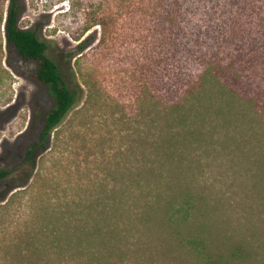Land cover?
Here are the masks:
<instances>
[{
    "label": "rangeland",
    "instance_id": "1",
    "mask_svg": "<svg viewBox=\"0 0 264 264\" xmlns=\"http://www.w3.org/2000/svg\"><path fill=\"white\" fill-rule=\"evenodd\" d=\"M21 3L18 26L35 29L81 100L57 129L59 141L24 162L53 103L34 81L37 64L6 44L9 3L0 0V171L9 173L0 180V264H41L46 205H88L159 164L193 202L191 235L225 255L243 246L248 264H264V0ZM202 73L198 151L189 149L181 168L157 154L142 163V137L153 133L151 109L141 118L142 94L172 104Z\"/></svg>",
    "mask_w": 264,
    "mask_h": 264
},
{
    "label": "trees",
    "instance_id": "2",
    "mask_svg": "<svg viewBox=\"0 0 264 264\" xmlns=\"http://www.w3.org/2000/svg\"><path fill=\"white\" fill-rule=\"evenodd\" d=\"M8 3L3 21L6 44L22 61L37 64L34 81L47 89L53 103L44 117L38 140L26 150L25 162L37 150L46 151L59 141L57 129L78 106L81 97L70 89L58 65L48 57V46L35 29L24 30L18 26L21 0H8ZM205 76L206 73H202L196 77L181 98L172 104L149 95V92L142 94L141 118H148L149 108L153 115L151 139L146 134L139 146L142 163H146L148 154H157L165 162L171 161L176 168H181L189 156V149L196 154L201 140L206 138V127L196 129L194 122L202 118L205 109L199 98L204 90ZM199 159L193 158L194 161ZM8 175V172L0 171V180ZM126 178L134 185L120 193L110 187L103 196L95 195L88 205L78 204L71 208L46 205L42 208L41 264L249 263L252 252L248 253L243 246L235 247L225 255L220 249L210 248L199 234H190L191 229H197V213L188 194L170 187L165 165L159 164L138 173L134 180L130 174ZM152 238L161 241L148 246ZM168 238L174 241L170 242ZM171 243L175 251L169 249ZM182 252L184 255L179 259L177 254Z\"/></svg>",
    "mask_w": 264,
    "mask_h": 264
}]
</instances>
